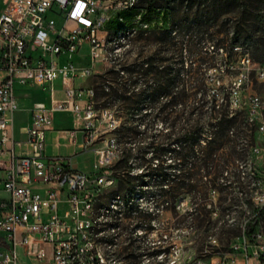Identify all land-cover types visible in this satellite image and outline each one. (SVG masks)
Segmentation results:
<instances>
[{"label": "built area", "instance_id": "built-area-1", "mask_svg": "<svg viewBox=\"0 0 264 264\" xmlns=\"http://www.w3.org/2000/svg\"><path fill=\"white\" fill-rule=\"evenodd\" d=\"M128 3H136L138 7L139 0H2L0 264H148L149 256H157L161 264H204L201 259H182L180 245L167 233H159L152 224L147 227L119 225L114 262H106L99 256L102 233L98 224L93 223V214L96 204L101 202L99 196L103 188L115 184L107 168L115 157H119L114 135L104 140L101 149L93 151L96 162L91 173L73 168L71 157L44 154L45 135L53 131V115H68L76 122L77 128L57 133L65 141V147H76L82 153L88 152L94 141L92 123L97 114L111 118L109 110L95 109L93 89L80 85L91 74L97 73L96 70L111 69L110 61L98 53L101 24L106 19L116 18V8ZM55 20L59 21L57 28ZM133 21L132 35L125 38V46L135 33L161 26L156 19L141 17L138 9ZM81 61L86 66L80 65ZM240 63L245 70H252L256 79L264 80V68L250 64L248 57ZM245 78L246 73L241 72L232 84L231 109L239 107V89ZM56 81L60 83V97L54 86ZM25 87L39 88L46 93L47 100L33 102L26 109L30 123L24 128V138L15 140L14 116L23 110L18 98L25 95L18 90ZM244 104L253 130L264 137L259 98L252 95ZM77 132L80 133L79 143H76ZM58 141L56 147L60 146ZM249 153L256 157L259 151L251 147ZM235 170L237 175L233 182H225L226 172H223L222 185L235 189L239 200L246 194L242 192L243 186L248 188L252 192L250 201L257 211L264 210V191L259 187L253 169L241 172L239 163L235 162ZM153 211L161 212L155 208ZM141 212L144 213L142 208H137L132 217ZM132 217L121 216L120 222ZM132 229H139L148 241V248H142L140 258L129 255ZM247 236L248 241L253 242L250 248L256 264H264L260 236L254 232ZM19 252H22L21 256H18ZM218 264L234 263L221 261Z\"/></svg>", "mask_w": 264, "mask_h": 264}, {"label": "rangeland", "instance_id": "rangeland-1", "mask_svg": "<svg viewBox=\"0 0 264 264\" xmlns=\"http://www.w3.org/2000/svg\"><path fill=\"white\" fill-rule=\"evenodd\" d=\"M244 3L247 12L242 15L246 18L250 36L248 39H240L238 41L236 44L239 48L238 50H229L227 45L232 25L242 16L236 6L222 3L211 4L198 0L190 3L172 0L167 4L156 1L155 6L166 10L170 21L180 31L183 29L182 27L186 20L191 21L196 18L199 23L211 24L209 29H207V33L203 35L206 40H202L199 48H201L200 51H205V54H202L200 59H204L206 64H213L214 67L207 68L205 65H199L195 58L191 59V79L187 85L200 84L198 82L200 80L202 84L204 80L203 83H206L207 88L206 96L218 93L223 99L226 98L225 108L228 106V112L234 114V120L228 127L232 130V135L228 136L225 134L226 124H222V131L217 135L220 149L216 153L217 161L214 175L217 176L221 169V171L226 172V175L224 174L226 176L225 182H233L234 176L237 175L235 162L243 163L247 166V169H253L255 178L259 181V187L264 191V137L253 130V125L247 120L244 110L246 99L255 95L261 102L262 116L264 118V80L256 79L254 72L245 70L244 65L240 63V60H247L248 57L250 64H257L259 67L264 68V0H244ZM139 6H144V4H139ZM2 7V0H0V10ZM124 15L122 14L121 17L125 19ZM211 16L216 17L214 22ZM58 25L59 21L55 20V28ZM194 26L192 24L188 29L190 33L195 32ZM202 26H199V30L200 32H205ZM216 39L222 41V51L219 49L211 50ZM190 40H192L193 47L196 48V40L192 38ZM107 41L112 43V37H108ZM150 43L151 37L149 33H135L131 38H128L127 46L124 43V49L120 53L121 57H110V64L114 60H121L122 62H119V64H122L123 59H126V63L129 62L140 50H150ZM183 45H186V43ZM111 48L112 45H109L108 52H110ZM184 61L186 65L189 64V59L184 58ZM80 65L86 66V63L81 61ZM96 71L98 72L91 74L81 83L80 86L82 88L94 89L98 85L110 83L107 68L104 67ZM241 72L246 73V78L239 89V107L231 109L229 107V95L233 90V82ZM195 79L197 83L194 81ZM103 91L105 92L106 90L104 89ZM190 93L192 94L193 92L191 91ZM44 96V92L39 90L32 91L28 100L19 99L23 106L28 108L29 106L27 107V105H31L32 102L42 101ZM191 100L197 101V93L193 94ZM110 103L104 97H98L95 99L96 110L102 109L103 106H109ZM116 105L118 107L115 109H109L111 112L110 119H107L106 116L101 117L99 113L97 114L92 123L94 135L92 146L88 152H78L71 159L73 168L85 173L93 172L92 165L96 162V155L93 151L101 149L104 140L109 136H113V131L119 125L120 118L126 119L128 116V111L124 107L127 104L123 98L117 101ZM21 119V116L15 119L13 132L16 137H20L25 133V129L17 123ZM138 125L141 130V123H138ZM163 129V124L159 121H153L150 125H147L146 132L138 139L134 135H128L129 130L127 131L125 128L120 130L119 134L114 136L118 142L117 153L119 154V149L130 143L127 136L132 139V142H142L149 139L151 135L163 131ZM208 132L209 130L205 128L204 133ZM251 147L258 149L259 153L256 157H252L249 153ZM67 153H69V150H56L48 146L47 148L45 146L44 150V154L49 157L66 158L65 155ZM116 161L117 158L115 157L107 168L112 167ZM134 172L137 174L136 168L132 170V173ZM109 173L111 176L115 174V177L117 175L120 177L118 171H109ZM208 173L209 175H206ZM191 174L192 178L189 184L195 186V190L200 192L201 196L206 193V190H209L206 197L200 199L197 196L199 199L197 197L192 199L193 193L179 192L174 195V201L170 200L165 203L159 202L156 196L149 193L147 195L133 196L126 200L127 207L129 205L132 206L134 211L140 207L148 215L145 216L141 212L136 217H132L134 211L128 213L127 207H125V209H122L127 214L125 216H131L132 218L124 219L120 223L118 221L117 225L129 227L134 224H140L147 227L152 224L159 233H167L171 240L180 245L182 259H201L204 264H218L221 261H231L234 264H243L248 261V264H256V258L252 256V249L250 248L253 242L248 241L247 235L251 229L258 234L260 236V245L264 250V215L258 216L255 220L252 219L257 211V207L250 201L252 192L243 186L242 192L245 191L246 194L242 195L241 200H239L240 197L236 194L235 189L215 185L214 181L207 182V180L213 178L211 171L207 167L199 171L193 169ZM116 180L112 188L101 193L99 196L101 202L99 204H107L115 196H119L125 202V198L119 195L123 192V188L116 184ZM237 182L241 183L239 179H237ZM217 184L219 183L217 182ZM212 185L217 191L214 190L212 192L209 189ZM195 207L199 209V213L196 216H194L195 214L189 215L190 210ZM154 208L157 210L161 209V212H154ZM210 239H214L215 243L212 244ZM130 243H133V237ZM21 254L22 252H19L18 256H21ZM20 260L26 261L22 257H20Z\"/></svg>", "mask_w": 264, "mask_h": 264}, {"label": "trees", "instance_id": "trees-1", "mask_svg": "<svg viewBox=\"0 0 264 264\" xmlns=\"http://www.w3.org/2000/svg\"><path fill=\"white\" fill-rule=\"evenodd\" d=\"M156 1L167 4L172 0H139V4L144 6L138 4L137 7L142 11L143 18L161 22V26H157L156 30L139 32L150 34V50H140L127 63L123 58L122 64L114 60L110 64L112 68L107 72L110 83L98 85L93 89L94 99L104 97L111 102L109 106H103V109H115L118 107L117 101L122 98L127 104L124 107L128 111V116L126 119L120 118L119 125L112 135L119 134L120 130L125 128L129 130L128 135H134L138 139L146 132L147 125L153 121H159L164 125L163 131L151 135L149 139L142 142H132V139L127 136L130 143L121 149L118 148L119 157L109 170L120 173V177L118 175L115 177V174L112 177L117 179L116 184L123 188V192L119 195L125 198V205L128 198L148 193L156 196L159 202L165 203L174 201V195L179 192L193 193L192 199L197 196L203 199L209 190L201 196L200 192L195 190V186L189 184L193 169L199 171L207 167L213 177L207 182L214 181L215 185L223 186L221 181L224 179L222 176L224 171L220 169L217 176L214 175L216 153L220 149L217 135L222 131V124H226L228 128L234 120V114L228 112V106L225 108L226 98L223 99L218 93L206 96L207 88L206 83H203L204 80L202 84L200 80L198 81L200 84L187 85L191 79V59L195 58L199 65H205L207 68L214 67L213 64H206L204 59H200L205 51L203 53L199 48L202 40H206L203 35L207 33L211 24L199 23L195 18L191 21L186 20V23L184 21L183 29L177 30L170 21L167 11L155 6ZM180 1L190 3L196 0ZM198 1L231 4L236 6L241 15L247 12L244 0ZM137 9L122 13L126 17L123 20H131L137 13ZM122 14H118V17ZM117 18L105 25L107 38L110 36L113 38L121 28ZM215 18L211 16L213 22ZM192 24L195 25L194 33L188 31ZM201 25L205 32H200ZM249 32L246 18L242 15L232 25L227 44L229 50L238 47L236 44L240 39H248ZM191 38L196 40V48L193 47ZM184 43L186 45H183ZM222 45V41L216 39L211 50L222 51ZM184 58L189 59L188 65L185 64ZM194 81L197 83L196 79ZM195 93H197L196 102L191 100ZM96 106L94 103L95 109H97ZM138 123H141V130ZM205 128L209 130L208 133H204ZM227 128L224 132L231 136L232 130ZM116 143L118 146L117 140ZM134 168L137 169V174L132 173ZM209 189L212 192L217 191L213 185ZM133 211L134 209L129 205L127 212ZM198 213L199 209L195 207L190 210L189 215L196 216ZM263 215L264 210L257 211L252 219L255 220ZM252 232L251 229L248 234Z\"/></svg>", "mask_w": 264, "mask_h": 264}, {"label": "bare ground", "instance_id": "bare-ground-1", "mask_svg": "<svg viewBox=\"0 0 264 264\" xmlns=\"http://www.w3.org/2000/svg\"><path fill=\"white\" fill-rule=\"evenodd\" d=\"M132 9H137L136 3H128L127 5H121L116 8V18L118 14H122L128 12ZM141 10H138V13L141 15ZM137 16L133 15V18L129 21H124L125 19L122 17H118L117 21L121 24V28L115 33L111 41L109 43L107 41V30L105 25L113 19H106L101 24V32L102 39L100 40V44L98 45V53L99 55H103L104 59L109 61L110 57H121L120 53L124 49L125 38L132 35V29L134 28V19ZM124 19V20H123ZM109 45H112L110 52H108ZM121 59V58H120ZM118 60V59H117ZM239 170L241 172H249L247 170V166L239 164ZM114 186V185H113ZM111 187H104V190H108ZM127 205L123 199L119 196H115L110 199L107 204H96L95 213L93 214V223L98 224L99 232L102 233L100 248H99V256L103 257L106 262H114V255L116 254V247H114L115 242L117 241L118 235V221L120 222V217L127 215L122 209H125ZM132 237L133 243L129 245V255L133 256V258L142 257V248H148V241L146 237L142 236V233L139 229H132ZM212 244L215 243L214 239H210ZM148 264H161V259H158L157 256H149Z\"/></svg>", "mask_w": 264, "mask_h": 264}, {"label": "crops", "instance_id": "crops-1", "mask_svg": "<svg viewBox=\"0 0 264 264\" xmlns=\"http://www.w3.org/2000/svg\"><path fill=\"white\" fill-rule=\"evenodd\" d=\"M54 86H55V88L57 90V97H60V91H59L60 90V83H59V81H56L54 83ZM39 90L40 89L37 88V87H31V88L30 87L29 88L25 87V88H23L21 90H18L21 93L25 94L24 96L20 95L19 98H23V99L28 100L31 97V92L32 91H39ZM42 92H44V91H42ZM44 94H45V96H44L43 100L42 101H38V102H46L47 96H46L45 92H44ZM19 98H18V103H19L20 108H22L23 110L15 114L14 122H13V129H14V124H15L16 117L21 116V118H22L21 120H19L17 122L20 127L25 128L30 123V116L26 112L27 108L23 106V104L21 103ZM28 106H30V104L27 105V107ZM52 124H53V131L52 132H48L45 135V146H46V148L48 146V147H51V148L56 149V150H59V149H64V150H67V151L69 150V153H67V155H65V157L66 158L71 157L70 158V162H71V159L78 154L79 150L76 147H74V148L65 147V145H64L65 141L63 139H61L60 135H58L57 132L58 131L59 132H63L65 130H69V129H72V128H77V124H76V122H74L72 120V118H70V116L64 115V114H55V115H53ZM13 137H14L15 140H22L24 138V134L22 136H20V137H16L14 135V132H13ZM57 139H59V141H58L59 144H60L59 147L55 146V143H56ZM79 142H80V133L77 132L76 133V143H79ZM19 151H21V150H19Z\"/></svg>", "mask_w": 264, "mask_h": 264}]
</instances>
